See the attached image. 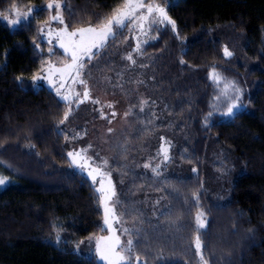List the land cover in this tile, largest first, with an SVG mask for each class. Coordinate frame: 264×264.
<instances>
[{
  "label": "trees",
  "instance_id": "16d2710c",
  "mask_svg": "<svg viewBox=\"0 0 264 264\" xmlns=\"http://www.w3.org/2000/svg\"><path fill=\"white\" fill-rule=\"evenodd\" d=\"M13 1L38 9L14 28L0 21V264H102L77 251L106 231L86 162L109 172L129 264H264V0H144L176 31L114 28L85 62L97 79L79 104L32 79L64 57L40 38L47 0H0L3 13ZM123 3L63 0L62 10L70 28L98 26ZM103 91L122 118L101 115ZM82 149L73 164L67 154Z\"/></svg>",
  "mask_w": 264,
  "mask_h": 264
},
{
  "label": "snow or ice",
  "instance_id": "6c2138e0",
  "mask_svg": "<svg viewBox=\"0 0 264 264\" xmlns=\"http://www.w3.org/2000/svg\"><path fill=\"white\" fill-rule=\"evenodd\" d=\"M49 8H52L53 5L49 4ZM55 7L59 10L60 4L57 3ZM34 8H30L28 12L26 13H20L15 5L12 6L11 11H13L16 15V19H8L7 16H3L2 13H0V18H3L7 20L9 25H17L20 23L21 18L27 19L31 13L34 11ZM144 11H146V15L143 14ZM149 18H151L149 20ZM53 20L59 21L60 23H63V18L60 15L59 11H57V14L52 17ZM144 21H149L150 26L154 23H160L164 24L165 22L167 24H170L172 27V30L176 31V24L175 21L172 20L168 14L166 8L160 6L159 4H146L144 0H124V5L122 8L114 9L113 14L110 17L105 18V20L101 23V25L97 27L89 26L87 28H79L72 32H68L67 28L63 30V32L57 33L58 38L63 39V37H67V44L61 43L60 47L64 48L66 53H69L71 55V63L64 66V68H56L55 72L58 73L61 77V79H64L66 75L71 76L72 72L76 71V76H79L78 69L82 68L83 65L79 63L83 56H88L89 59H91L92 49L93 48H100L105 46V43L109 37L115 36V29L123 28L128 26L129 24L136 25L140 28L141 31H143L144 28ZM79 36V40L74 39V37ZM137 51L139 50V44L137 45ZM224 55L225 56H231L232 53L225 47L224 49ZM128 60H132L131 54L127 56ZM135 61H133L134 63ZM184 61L182 60L181 63ZM51 69H49L50 71ZM212 78L214 80H220V77L213 72ZM40 77L33 76V81L38 80ZM19 79V78H18ZM74 82H78L82 85H85V90L82 93L83 99H79L81 96L80 93H76V96L78 97L77 103H83L84 100H88L89 97V91L87 90L86 82L84 80H78L76 81L75 77H73ZM49 83H52L51 80H49ZM63 86V85H61ZM226 88L229 87V85L225 86ZM237 92H239V89H236ZM57 95H60L59 88L57 89ZM62 99L65 101L70 100V97L68 96H62ZM236 100H239V96L236 97ZM96 103H99V101H94ZM108 107H111V105H108ZM240 105L238 103H232L228 106L226 115H232L234 111L239 108ZM70 115V110L65 111L63 119L60 121V123H64V120H66ZM103 116V113H101ZM115 115V113H113ZM127 115V114H126ZM111 131V129H109ZM87 149H82L79 152H69L67 155L68 157L72 158L73 164L76 163V158L81 157V154L83 152H86ZM161 151L164 152V158L165 160L168 159L167 156V149L161 148ZM81 169L85 167V165L81 164L79 165ZM145 167H149V165H145ZM155 170V169H154ZM89 176L92 177V179L95 181V176H93L92 172L88 173ZM8 183V177L0 176V186L5 185ZM103 183V182H102ZM97 191L104 192L103 186L98 189ZM114 195V193H112ZM194 199L198 201V196L196 194H193ZM111 199V196L107 193L101 198V203L104 206V224L108 227V230L113 233L112 236L109 237H101L97 239L96 244V252L99 255V258L106 261L107 264H127V262L130 259V254L132 251V244L133 241L131 239L127 240V245H122L120 241V237L115 234V229L112 227V222L110 221L109 217L111 216L113 220L117 219L115 217L114 210L108 206V201ZM203 212H198L196 214V224L198 229L204 227V221L202 219ZM124 232H128V229H123ZM59 233H57V243L59 242ZM101 241H104L103 248L101 247ZM78 247V246H77ZM195 247L196 250L199 252L202 245L199 236L197 235L195 238ZM124 253H128L129 255H124ZM137 262H139V257L136 258Z\"/></svg>",
  "mask_w": 264,
  "mask_h": 264
},
{
  "label": "rangeland",
  "instance_id": "374dc122",
  "mask_svg": "<svg viewBox=\"0 0 264 264\" xmlns=\"http://www.w3.org/2000/svg\"><path fill=\"white\" fill-rule=\"evenodd\" d=\"M57 3L60 4L59 10L55 7V5ZM44 4H45L44 7H46L48 10V16L38 26L40 38L42 39V41H45L49 45L48 52H49V50L52 51V48H58L62 53H64V57L63 58L57 57V58H54L53 60H51L50 64H47L45 66V68L41 71V73L36 75V76L40 77L37 81L51 86L56 91L59 88L61 96H68L71 98V97L75 96L76 93H80L81 96L79 97V99H83L82 93L85 90V85H82L78 82H74L73 77H75L76 81L84 80L86 82L87 90L90 87L91 79H94V80L97 79L95 76H93L91 74L92 72L89 71L88 67H86L85 62H86V60H89L88 56H83V58L79 62L83 65L82 68L78 69L79 76H76V71L74 70L72 72L71 76L66 75L64 77V79H61L60 75L55 72V69L56 68H64L65 65L70 64L69 60L71 58V55L69 53H66L64 48L60 47L61 43L67 44V37L65 36V37H63V39L58 38L57 33L63 32V30L65 28H67L68 32H72L76 29L87 28V27L70 28L67 26L65 19H64L63 10H62L63 0H47ZM49 4H52L53 7L49 8L48 7ZM13 5L16 6V8L18 9V11L20 13H26V12H28V10L30 8L35 9L27 19L21 18L20 23L28 21L33 16L34 12L38 9V6L33 5V4L24 5V4H21L19 1H13V2H11V5H9V7L7 8L8 9L7 12H4V13H3V5H0V13H2L3 16H7L8 19H16L17 17L15 15V13L13 11H11ZM123 5H124V3L118 8H122ZM57 11H59L60 15L62 16L63 23H60L59 21L52 19V17L57 14ZM143 14L146 15L147 14L146 11H144ZM150 19L151 18H149V20ZM0 21L7 24L11 28L17 27L20 24L19 23V24L14 25V26L9 25L7 20H5L3 18H0ZM144 22H146V21H144ZM100 25L92 26V27L98 28ZM79 38H80L79 36L74 37V39H76V40H79ZM100 48H93L91 57ZM85 68L87 70L84 71ZM49 69H51V70L49 71ZM89 78H91V79H89ZM49 80H51L52 83H49ZM61 85H63V86H61ZM77 85L80 87L77 88ZM97 94L99 96V98H98L99 103H98L97 108L99 109V111H101V113H103V114L115 113V114H118L117 115L118 117L120 116L122 118L121 115L123 114L122 113L123 109H122L121 103L112 104V102H110L111 104H109V100L110 99L113 100V98H109L110 95H109L108 91L107 92H104V91L103 92H97ZM108 105H111V107H108ZM112 127L116 131V134H119L121 136V138L127 137V135H126L127 131H126V124L125 123L122 124L121 122H118V124H114V126H112ZM86 163L89 165V167L85 169V171H86L85 174L87 176H89L88 173L92 172L93 176H95V181L92 179L91 176H89V177L92 180V182L95 184L96 189L98 190L103 186V188L105 190L104 192H101L102 197L106 193L111 196V199L107 203H108V206L114 210L115 217L117 216L116 217L117 219L113 220V218L111 216L109 217V219L112 222L113 229H115V234L120 237L121 244L126 246L128 239H126L125 236H123L119 232V228H121L122 222H120V215L114 209V205L116 203L115 197L117 195V192L115 191L113 184H111L112 181L110 182L109 172L106 169L98 168L99 165H95L96 163H94V164L92 162H86ZM112 193H114V195ZM104 227H105L106 231L103 234H101L99 237L94 238L90 242H83L81 244V246H79L77 251H79L82 255H85V256H94L102 264H107L106 261L99 258V255L96 252L97 239H99L101 237H109V236L113 235V233L108 230V227L105 224H104ZM103 246H104V241H101V247L103 248ZM127 254L128 253H124V255H126V256H127ZM129 263H130V259L127 262V264H129Z\"/></svg>",
  "mask_w": 264,
  "mask_h": 264
}]
</instances>
